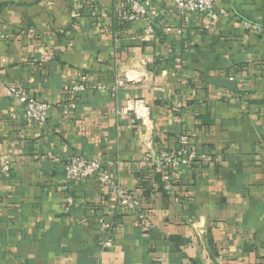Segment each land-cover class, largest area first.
Returning <instances> with one entry per match:
<instances>
[{
    "label": "crops",
    "instance_id": "crops-1",
    "mask_svg": "<svg viewBox=\"0 0 264 264\" xmlns=\"http://www.w3.org/2000/svg\"><path fill=\"white\" fill-rule=\"evenodd\" d=\"M119 2L0 0V264H264V32L245 25H264V0H223L215 21L151 0L153 36L143 21L116 26ZM82 81L103 88L71 109L62 87ZM7 86L52 105L45 127L22 119ZM181 133L212 161L180 168L164 190L143 156ZM71 153L100 160L152 228L94 178L68 183Z\"/></svg>",
    "mask_w": 264,
    "mask_h": 264
},
{
    "label": "built area",
    "instance_id": "built-area-1",
    "mask_svg": "<svg viewBox=\"0 0 264 264\" xmlns=\"http://www.w3.org/2000/svg\"><path fill=\"white\" fill-rule=\"evenodd\" d=\"M172 1L174 11L178 17H182L187 13H198L215 21L225 12L223 8L219 7V4L223 0ZM69 16L72 19H77L81 16V10L73 7L69 12ZM156 16L157 10L152 6L151 0H120L119 4L117 3L113 9L112 19L116 26L143 21V34L145 36H153L156 34L154 27V18ZM245 25L250 30L264 32V25L259 23H245ZM163 31L169 33L172 31V27H164ZM177 32H182V28H178ZM119 84L123 85L122 82H119ZM90 88L102 89L103 86L94 85L90 87L85 81L69 83L63 85L62 93L69 97V107L74 109L76 107V95ZM6 92L9 98L18 101L23 120L39 127L46 126L52 106L50 103L28 96L14 86H7ZM129 110L132 112L134 119L141 125H144L149 120V111L142 99L132 101ZM143 160L150 165L152 174L159 176L163 184V189L168 190L173 174L180 168H190L194 165H208L211 163L212 158L208 151H197L191 145L189 135L187 133H181L177 135L173 147L147 151L143 156ZM9 171V163L4 162L0 164V172L2 174L7 175ZM63 171L65 180L68 183H84L88 179L94 178L114 197L117 211L134 214L143 231H148L152 228V224L147 219V213L143 207L142 200L133 196L116 179L106 173L100 160L88 158L80 153H71L66 157ZM65 202L67 205H71L73 203V197L67 194ZM99 223V230L104 235L101 246L102 248H108L112 245V226L102 219L99 220Z\"/></svg>",
    "mask_w": 264,
    "mask_h": 264
},
{
    "label": "trees",
    "instance_id": "trees-1",
    "mask_svg": "<svg viewBox=\"0 0 264 264\" xmlns=\"http://www.w3.org/2000/svg\"><path fill=\"white\" fill-rule=\"evenodd\" d=\"M154 176L159 178V176H156V175H154ZM159 180H160V178H159ZM160 182H161V180H160ZM161 184H162V182H161ZM162 188H163V184H162Z\"/></svg>",
    "mask_w": 264,
    "mask_h": 264
}]
</instances>
